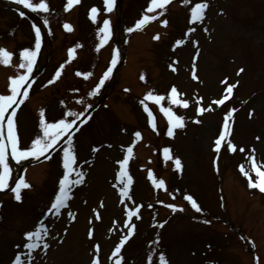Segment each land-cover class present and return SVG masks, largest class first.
Returning <instances> with one entry per match:
<instances>
[{
  "label": "rangeland",
  "instance_id": "rangeland-1",
  "mask_svg": "<svg viewBox=\"0 0 264 264\" xmlns=\"http://www.w3.org/2000/svg\"><path fill=\"white\" fill-rule=\"evenodd\" d=\"M50 1L55 3L51 4L48 15L65 19L58 22L55 20L58 18L51 17L54 35L51 34V40H45L41 65L36 66V70L45 67V71L35 76L24 98L22 113L16 118L15 123L23 134L21 148L29 147L36 136L42 135L41 111L46 123H55L61 118L74 119L68 115L74 110V102L77 105L81 101L83 105L82 100L87 98L82 99V96L95 82L82 83V78L88 73L86 70H91L93 62L95 78L100 76L107 64L105 52L108 58L111 49L112 52L124 50L127 65L123 70L124 64L116 66L113 76L108 78L105 87L111 96L106 105L73 132L72 147L76 154L73 167L86 173L81 183L85 186L74 187L75 201L66 209L55 237H50L47 253L43 255L47 259L41 261L40 258L36 264H91L94 255L99 264H115L116 258L123 261L121 264H149V257L151 264H160V255L165 256L167 264H264V197L250 193L253 191L247 186V178L239 170L243 166L255 181L250 159L254 156L264 170V117L261 115L264 113V67H257L261 57L264 59V0H207L209 7L203 24L189 22L191 8L201 0H174L169 2L173 5L167 4L162 14L142 30L135 29L137 20L145 14L161 12L146 13L150 0H116L110 13L105 11L103 0H81L77 8L67 10L68 16L61 5L63 2L65 7L66 0ZM89 6L102 10L96 22L87 18ZM33 15L22 18L9 5L0 6V48L14 53L8 65L0 66V95L11 94L9 78L26 71L18 65L20 52L34 47L32 25H37L39 20L33 19ZM104 19L114 24L112 42L107 45L111 49L100 43L99 23ZM165 20L169 29L163 31L157 43L154 37L161 36L162 32L159 22ZM65 21L75 24V35L65 37L61 29ZM129 27L134 30L127 32ZM189 28L194 31L185 35ZM180 39L185 43L178 46L175 41ZM71 44L81 48L79 59L74 63L66 59ZM97 52H100L99 57L92 58ZM193 57L199 60L197 70L201 80L198 84L189 78ZM240 68L244 71L237 75ZM57 69L61 71V83L57 81L59 77L53 80ZM78 72L81 75H77ZM139 75L144 77L142 83L138 81ZM225 78L228 84L237 81L238 84L229 100L217 106L213 101L223 98L225 85L221 81ZM49 80L53 82L48 83ZM124 85L131 86V92H123ZM173 86L179 91L176 99L188 101L187 108L171 102ZM85 87L87 90L83 92L81 89ZM149 92L164 97L160 110L170 108L184 118L185 127L177 129L175 138L161 134L164 127L161 119H158L159 135L147 130L148 114L139 102ZM209 105V111H196L198 107ZM230 109L235 111L229 119L228 139L236 150L228 151L226 141H222L217 153L214 141L223 130L224 117ZM197 120L200 123H196ZM136 132L141 134L139 138ZM66 146L67 139L53 156L50 166L40 170L44 176L37 172V180L34 175H28L30 187L24 191L22 204L0 196L4 206L2 219L6 220L2 225L6 231L0 230V264L9 263L15 253L13 247L21 245L24 234L42 222V212L53 198L57 177L63 169L62 149ZM129 146L136 151L127 165L132 177L130 200L120 196V182L115 175L120 170L118 161L127 154ZM165 148L169 149L167 154ZM159 149L164 153V160L159 159ZM169 156L180 159L181 170L175 168ZM8 162L9 187L16 172L9 159ZM144 164L145 169L156 170L165 182L164 189L155 191L153 182L141 168ZM70 178L75 179V175ZM39 181L44 184L39 185ZM185 195H191L203 208V213L192 209ZM173 198L182 200L177 206L184 201L186 213L167 210ZM138 205L142 219L127 220V210ZM77 212L81 215L75 224L71 223L69 213L77 217ZM97 214L99 219L95 218ZM45 223L54 230L49 219ZM128 223L135 225L134 235L122 246L118 257H112V251L127 232L125 224ZM73 224L81 239L69 243ZM90 230L92 238L88 235ZM246 237L258 246L253 252L254 258L251 251L254 247ZM95 245H99L98 253L94 252Z\"/></svg>",
  "mask_w": 264,
  "mask_h": 264
},
{
  "label": "snow or ice",
  "instance_id": "snow-or-ice-1",
  "mask_svg": "<svg viewBox=\"0 0 264 264\" xmlns=\"http://www.w3.org/2000/svg\"><path fill=\"white\" fill-rule=\"evenodd\" d=\"M13 2L17 5H22L24 8L30 9L33 12H43L48 13L49 12V6L45 2V0H38V2H30V0H13ZM170 0H150L149 5L146 9V13H152L156 9H160L161 12L157 13L156 15H143L142 18L136 21L134 27L135 29H141L144 25H146L149 21H152L156 19L157 15L162 14L163 10L165 9V6L169 4ZM184 2H188V0H184ZM79 3V0H67V4L65 6V11L68 10L70 6L73 4ZM103 3L105 5V11L106 12H112L113 8L115 6L116 0H103ZM209 7V4L207 0H201L200 3H196L194 7L191 8V17H190V23H200L205 18V11ZM97 12L98 9L93 6L90 9V18L93 22H96L97 19ZM21 17L25 15L23 11L19 13ZM44 25H48V19L45 18L43 21ZM103 26L99 28L98 34H102L101 36V44H104L108 41V39L111 36V27H110V21L108 19L103 20ZM163 24H167V21H162ZM63 27L67 31H72L71 25L65 23ZM32 28L34 30V47L32 49L25 48L20 52V63L18 67L20 69H25L26 71L18 75L16 78H9L10 83V95H0V190H4L8 188V181L10 176V167L8 162L9 154L11 156L12 160H15L16 162H22L25 159L33 158V159H39L40 156H43L45 153H48L50 150H55V147L58 143V141L61 139V137L66 136L67 137V144L68 146L64 147L62 149L63 152V175L62 178L58 181V192L55 195L54 200L51 202L50 207L48 208L49 213H54L55 215L59 216L62 209H65L68 207V201L71 199V191L72 187L75 185H79L83 183L84 180V173L81 171H78L73 167V165L76 164V154L72 147L73 143V131H74V125H76L77 121L80 120L82 116H84L83 112L77 113V112H70L68 115L71 117H74V119L71 120H65L63 118L59 119L55 123H46L44 120V114L43 111H41V119H40V128L42 131V135L36 136L32 141L29 147L27 148H21L19 146V139L16 131V123H15V116L17 114L16 109L19 108L21 104L24 103V98L28 96V91L25 89L23 93H20L21 86L29 80V76L33 71V66L36 63L38 53L41 49V43H42V33L41 28L38 27L36 24L32 25ZM134 29L132 27H129L126 29L127 32H132ZM194 31V28H189L188 32L185 33L187 35L188 33H191ZM206 31V29H205ZM158 38V37H154ZM176 45H183L185 43V40L180 39L175 41ZM76 47H80V45H77ZM69 56L72 55L73 49H69ZM12 53L5 50L4 48H0V63H3L5 65H8L10 63ZM117 63V57L113 56L111 60L110 66L107 68V70L103 73L102 77L100 78L99 82L95 85V88L92 92L89 93V95H94L96 92L99 91L101 86L104 85L105 80L111 75L113 68L115 67ZM172 67V65H170ZM60 68H63V65L60 66ZM173 71H176L174 67H172ZM244 69L240 68L237 71V75H239L241 72H243ZM61 75L60 69H57L53 80L55 78L59 77ZM77 75H81V73H77ZM85 76L91 75L90 73H85ZM192 79L196 80L198 79L196 75V69L195 64L193 63L192 67ZM141 80L144 79L143 76L140 77ZM53 80H49L48 83H52ZM222 84L225 85L224 89V96L221 99H217L213 101V103L217 106L224 104L225 100L229 99L231 96L233 89L237 86L238 81L235 84H228L227 78L221 81ZM31 85L29 84L28 87ZM21 95V99L17 100V95ZM177 96V89L175 86H173L170 90V100L172 103L179 104L185 108L188 107V101L187 100H178L176 99ZM152 99L157 105L160 104L161 100L164 99L163 96H153L151 92L146 94L145 99L141 100L140 103L142 105H145V100ZM197 104H199V100H197ZM15 105V107H13ZM90 107V106H89ZM9 109H11V112H9ZM211 110V105H209L207 108H200L198 107L196 111L198 113H203L205 111ZM144 111L147 112L149 117V122L151 123L152 119V112L149 110V108L145 105ZM161 111L164 113V115L168 119V130L167 134L168 136H173V129L174 128H184L185 124L183 122L184 118L181 116L176 115L171 111L170 108H161ZM235 109H230L223 121V130L219 133L218 138L214 141V151L219 153L221 149V143L222 141H226L227 143V149L228 151H235V145L232 143L230 139H228V136L230 135L231 129L229 124V119L232 117L233 112ZM7 113V116H6ZM251 116V112L249 113ZM196 123H200L199 120L195 121ZM81 123H86V120L81 121ZM153 127H155L153 125ZM6 128V133H5ZM78 130V129H76ZM140 133L136 132L135 136L137 138L140 137ZM93 151H97V149L93 148ZM132 147L129 146L127 148V154L123 157V159L119 160V166L120 170L116 177V179L120 182L119 187V194L123 198L131 199V196L129 195V186L132 183V177L129 175L127 171V165L129 162V156L132 154ZM241 152L244 151L243 148L240 149ZM254 149L252 152L254 153ZM164 152L167 154L169 152L168 148L164 149ZM46 159L49 157H45ZM169 159H173L175 168L177 170H181V161L178 157L173 158L171 156L168 157ZM251 159V170L255 173V181L253 180L252 176H250V173L245 170L243 166H240L239 170L247 178V184L249 188H256L259 189L260 192L264 193V170H261V167L257 165L254 158ZM215 163V161H214ZM75 175V179L70 178L72 175ZM149 178H152V172L149 171L148 173ZM153 184L157 188H164L165 182L161 179L159 181L153 180ZM29 183L26 182L25 178L23 176L19 177L16 182L15 186L11 188V192L14 193V199L16 201L21 200V189H27L29 188ZM184 199L190 203V206L192 209H194L196 212H201L202 209L198 205V203L193 199L191 195H185ZM138 207L134 209H130L127 211V216L129 218V221H131L132 217H136L139 219L138 215ZM168 208H170L173 212L180 210L182 211V208L178 209V206L175 204H168ZM70 216L74 218V214L69 213ZM96 219H99V215L97 214ZM205 223H209V221H205ZM160 227H163V224L159 225ZM125 228H127V232L125 235L122 236V238L119 240V243L115 246V249L112 251L111 256L112 257H118V254L121 253V248L123 245H125L126 241H128L133 235H134V224H125ZM48 235V229L44 227L43 225L38 226L35 231H28L24 234L26 240L28 241L24 247H26L29 252L27 256L30 258L32 251L36 248L40 247L39 241L43 239L44 236ZM89 237L92 236L91 230L88 233ZM49 245L47 243L43 244V249H47ZM94 252H99V245L94 246ZM160 264H167L166 258L164 255H160L159 257ZM12 264H24L22 261V257L20 254H17ZM28 264H31V260L29 259ZM91 264H99L98 258L94 255ZM115 264H121V259L116 258ZM149 264H151V257H149Z\"/></svg>",
  "mask_w": 264,
  "mask_h": 264
},
{
  "label": "bare ground",
  "instance_id": "bare-ground-1",
  "mask_svg": "<svg viewBox=\"0 0 264 264\" xmlns=\"http://www.w3.org/2000/svg\"><path fill=\"white\" fill-rule=\"evenodd\" d=\"M82 226V225H81ZM81 239V235L75 233V229L72 231L70 238L68 239L69 243H73L75 241H79Z\"/></svg>",
  "mask_w": 264,
  "mask_h": 264
}]
</instances>
